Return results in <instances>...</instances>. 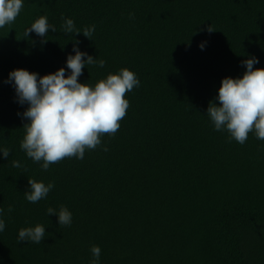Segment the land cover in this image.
<instances>
[{
	"label": "trees",
	"instance_id": "1",
	"mask_svg": "<svg viewBox=\"0 0 264 264\" xmlns=\"http://www.w3.org/2000/svg\"><path fill=\"white\" fill-rule=\"evenodd\" d=\"M40 16L56 27L43 43L24 35ZM62 17L79 30L95 25L91 40L66 34ZM76 41L105 61L79 82L127 68L140 86L125 94L119 130L101 138L107 151L43 171L20 148L27 105L4 80L16 68L42 76L66 67ZM250 56L264 68V0H24L0 29V147L10 153L0 157V264H90L93 245L100 264H264V140L229 142L206 115L221 79L241 76ZM28 179L55 187L29 203ZM61 206L70 226L46 214ZM36 224L41 244L18 242V230Z\"/></svg>",
	"mask_w": 264,
	"mask_h": 264
},
{
	"label": "clouds",
	"instance_id": "2",
	"mask_svg": "<svg viewBox=\"0 0 264 264\" xmlns=\"http://www.w3.org/2000/svg\"><path fill=\"white\" fill-rule=\"evenodd\" d=\"M24 0H0V29L11 26L20 15ZM132 13L129 14L130 18ZM62 30L66 34H82L91 40L95 25L76 29L71 18L62 17ZM56 27L49 24L46 16L35 19L25 29L24 35L29 38L35 33L41 42ZM208 31H213L210 27ZM79 41L73 44V54L66 56L65 66L54 73L40 75L23 68L11 70L4 83L13 89L16 102L27 105L18 113L28 122L23 125L24 135L20 148L34 163H39L43 171L51 164L65 158L83 159L86 150H94L101 145V138L107 134L113 136L120 128V121L125 117L129 102L125 94L140 86L136 74L127 68L117 73H109L94 85L79 82L86 66L103 68L105 61L97 60L78 47ZM206 42H201V50ZM259 60L255 56L242 61L245 68L239 77H224L220 81L214 101H210L206 115L217 132H227L229 142L235 140L243 145L249 133L257 139L264 140V68H254ZM66 69L70 70L66 74ZM218 102V104L216 103ZM107 151L106 146H102ZM9 149L0 147V157H9ZM12 166L19 168V161ZM28 190L24 197L29 203H37L47 197L55 185L28 179ZM7 211L11 213L12 207ZM47 215H55L59 226H70L72 214L61 206L59 210L49 207ZM5 209L0 207V233L5 230ZM45 226L36 224L18 230V242L26 241L41 244L45 238ZM90 264H100L101 249L97 245L90 248Z\"/></svg>",
	"mask_w": 264,
	"mask_h": 264
}]
</instances>
